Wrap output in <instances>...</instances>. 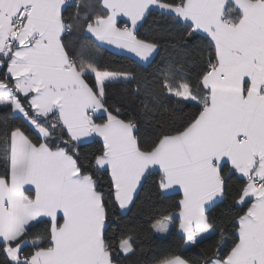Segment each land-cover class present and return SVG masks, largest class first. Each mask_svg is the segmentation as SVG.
I'll use <instances>...</instances> for the list:
<instances>
[{"label": "snow or ice", "instance_id": "1", "mask_svg": "<svg viewBox=\"0 0 264 264\" xmlns=\"http://www.w3.org/2000/svg\"><path fill=\"white\" fill-rule=\"evenodd\" d=\"M156 13L162 34L183 30L195 78L95 60L92 45H112L151 63L160 45L141 29ZM117 86L128 102L111 101ZM0 112V264H124L139 226L113 225L146 187L179 197L152 231L219 236L160 264H264V0H0Z\"/></svg>", "mask_w": 264, "mask_h": 264}, {"label": "trees", "instance_id": "2", "mask_svg": "<svg viewBox=\"0 0 264 264\" xmlns=\"http://www.w3.org/2000/svg\"><path fill=\"white\" fill-rule=\"evenodd\" d=\"M90 2L98 5V0H90ZM96 11H100L98 6ZM165 26V21L161 20L159 14L156 13L148 19L144 28L141 29L142 38L155 40L160 45L151 63L145 64L139 62L132 56L116 53L105 47H99L97 50L95 45H92V55L102 67L133 71L147 77L149 80L154 79L157 75L162 74L169 68H175L178 72H183L195 78L203 70V64L198 57L185 55L183 45L180 43V36L185 35L183 30L173 29L178 34L176 36H167L162 34ZM185 39L190 38L185 36ZM83 43H91L90 38L83 37L79 34L73 37V44L76 48H79ZM129 96L130 93H126L122 86H117L110 90L111 101L116 104L128 102ZM169 106H174V102ZM175 107L177 114L181 116H186L190 111L188 108H184L183 112H180V106ZM4 117L5 113L0 112V123L4 121ZM7 120L10 124H23L22 120L14 119L12 116H8ZM143 130L144 135L148 137L152 133V126L144 123ZM2 168L3 164L0 161V170ZM178 199L179 197H174L170 200L161 199L156 195L153 188L146 187L144 192L141 193L137 207L113 225V230L120 231L123 230L125 223L132 226H139L137 227L135 238L137 244L143 251L135 256L129 257L124 261V264H160L162 260L174 255L195 260L199 258L200 253L217 243L219 240L218 235L205 239L199 247L191 246V248H186L183 234L178 231L177 225L173 227L169 236L166 238L157 235L155 231L150 229L151 217L158 216L160 213L167 211H176L171 205L173 200ZM228 211V207L225 204H221L218 208L214 209V214L222 215ZM228 243L229 241L226 240L225 245Z\"/></svg>", "mask_w": 264, "mask_h": 264}, {"label": "crops", "instance_id": "3", "mask_svg": "<svg viewBox=\"0 0 264 264\" xmlns=\"http://www.w3.org/2000/svg\"><path fill=\"white\" fill-rule=\"evenodd\" d=\"M189 38H190V37H189ZM103 47L108 48V49H110V50H112V51H114V52H116V53H120V54H125V55L132 56L133 58H135L136 60L139 61V59H138L137 57H135L134 54H132V53H128V52H126V51H121V50H119V49H116L115 46H112V45H105V46H103ZM157 52H158V51H157ZM157 52L154 54V56L157 54ZM145 64H147V63H145ZM175 225H177L178 231H179L180 233H182V232L180 231L179 227H178V221H177V222H175V224H174L172 227H170V230H169L168 233H157V232H156V234H157V235H160L161 237L166 238V237L169 236L170 232L172 231V229H173V227H174ZM185 247H186V248H191V246H188V245H185Z\"/></svg>", "mask_w": 264, "mask_h": 264}]
</instances>
